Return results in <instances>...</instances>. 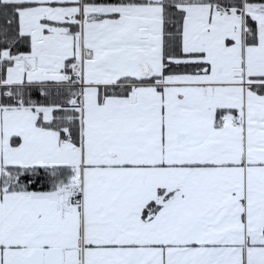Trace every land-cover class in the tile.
<instances>
[{
  "label": "snow or ice",
  "instance_id": "6c2138e0",
  "mask_svg": "<svg viewBox=\"0 0 264 264\" xmlns=\"http://www.w3.org/2000/svg\"><path fill=\"white\" fill-rule=\"evenodd\" d=\"M0 264H264V0H0Z\"/></svg>",
  "mask_w": 264,
  "mask_h": 264
}]
</instances>
